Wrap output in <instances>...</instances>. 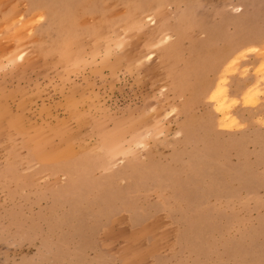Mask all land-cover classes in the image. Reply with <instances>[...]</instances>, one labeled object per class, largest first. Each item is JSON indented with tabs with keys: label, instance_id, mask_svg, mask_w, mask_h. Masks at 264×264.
I'll list each match as a JSON object with an SVG mask.
<instances>
[{
	"label": "rangeland",
	"instance_id": "374dc122",
	"mask_svg": "<svg viewBox=\"0 0 264 264\" xmlns=\"http://www.w3.org/2000/svg\"><path fill=\"white\" fill-rule=\"evenodd\" d=\"M0 264H264V0H0Z\"/></svg>",
	"mask_w": 264,
	"mask_h": 264
},
{
	"label": "bare ground",
	"instance_id": "6f19581e",
	"mask_svg": "<svg viewBox=\"0 0 264 264\" xmlns=\"http://www.w3.org/2000/svg\"><path fill=\"white\" fill-rule=\"evenodd\" d=\"M225 106V103H221L220 107H224Z\"/></svg>",
	"mask_w": 264,
	"mask_h": 264
}]
</instances>
